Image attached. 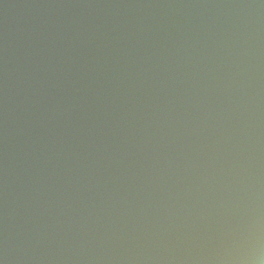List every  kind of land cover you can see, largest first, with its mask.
<instances>
[{
    "label": "water",
    "instance_id": "95a60500",
    "mask_svg": "<svg viewBox=\"0 0 264 264\" xmlns=\"http://www.w3.org/2000/svg\"><path fill=\"white\" fill-rule=\"evenodd\" d=\"M0 264H264V0H0Z\"/></svg>",
    "mask_w": 264,
    "mask_h": 264
}]
</instances>
